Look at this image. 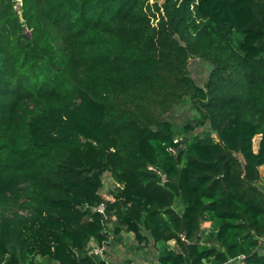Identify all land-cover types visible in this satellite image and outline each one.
Here are the masks:
<instances>
[{
  "label": "trees",
  "instance_id": "16d2710c",
  "mask_svg": "<svg viewBox=\"0 0 264 264\" xmlns=\"http://www.w3.org/2000/svg\"><path fill=\"white\" fill-rule=\"evenodd\" d=\"M262 166L264 0H0V264H264Z\"/></svg>",
  "mask_w": 264,
  "mask_h": 264
},
{
  "label": "rangeland",
  "instance_id": "374dc122",
  "mask_svg": "<svg viewBox=\"0 0 264 264\" xmlns=\"http://www.w3.org/2000/svg\"><path fill=\"white\" fill-rule=\"evenodd\" d=\"M155 1V0H151ZM162 2L163 0H156ZM19 4L16 5L18 8ZM190 71L194 79L199 83H203L208 75L209 66L198 58H192L190 60ZM170 118L177 125H183L187 121L194 122L195 130L190 135H200L207 130L206 124H201L200 113L194 109L189 102L182 103L176 106L170 114ZM255 144H258V138L255 139ZM261 174L263 182L260 184L264 190V166L261 167ZM114 189V183L110 173L103 175V187L102 192L109 194L110 190ZM146 241L139 243L135 238L133 232H122L120 238L112 236L108 245L104 247V254L100 257L105 258L110 264H156L154 256V248L152 245V239L147 232ZM174 245V241L171 242ZM95 248V243H91L90 249ZM39 264H58L54 260L39 258Z\"/></svg>",
  "mask_w": 264,
  "mask_h": 264
},
{
  "label": "built area",
  "instance_id": "2783aa9c",
  "mask_svg": "<svg viewBox=\"0 0 264 264\" xmlns=\"http://www.w3.org/2000/svg\"><path fill=\"white\" fill-rule=\"evenodd\" d=\"M97 210L99 211V212H101V213H104L105 214V205L102 203L101 205H99L98 206V208H97ZM25 213V212H24ZM26 214V213H25ZM106 245H104V246H98V245H95V248L94 249H92V251L94 252V253H96L97 255H103L104 254V247H105ZM243 259H244V256L243 255H239V256H237L236 258H232V259H230V261H236L237 263H242V261H243ZM156 264H160L158 261H156Z\"/></svg>",
  "mask_w": 264,
  "mask_h": 264
}]
</instances>
